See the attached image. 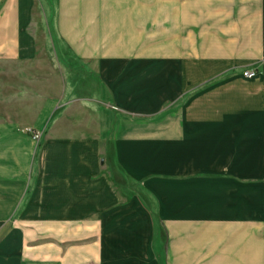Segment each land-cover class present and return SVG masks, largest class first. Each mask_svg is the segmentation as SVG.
<instances>
[{
	"label": "crops",
	"instance_id": "1",
	"mask_svg": "<svg viewBox=\"0 0 264 264\" xmlns=\"http://www.w3.org/2000/svg\"><path fill=\"white\" fill-rule=\"evenodd\" d=\"M48 1L0 0V66L53 52L96 74L50 70L48 94L0 118V229L24 225L0 264H23L30 225L84 222L101 264H264V0ZM117 177L139 198L118 206Z\"/></svg>",
	"mask_w": 264,
	"mask_h": 264
},
{
	"label": "rangeland",
	"instance_id": "2",
	"mask_svg": "<svg viewBox=\"0 0 264 264\" xmlns=\"http://www.w3.org/2000/svg\"><path fill=\"white\" fill-rule=\"evenodd\" d=\"M52 3V0L48 1V5ZM43 4L47 5L45 1H43ZM54 37L56 41L55 45L58 44L59 46L60 43L58 39L56 36ZM58 46H56L57 53L58 56H61L62 52L64 53L66 49L61 46V52V50L58 49ZM203 49L205 50L204 47ZM144 50L145 52L151 53L150 50L156 51L157 49L152 48ZM179 50L181 51L182 58L188 59L189 57H193L189 55V52L192 54L193 49L188 46V42H186L185 47H181ZM211 50L213 49L209 48L208 51ZM39 54L42 55L44 52L38 50V55ZM69 56L72 57V54L69 53ZM55 57L56 54L52 52L53 63H13L8 66H0V118L6 117L7 115L19 117L18 114L22 113L24 108L28 107L29 104L37 102L40 98H43L44 95L48 94L51 90V86L49 85L51 83L49 79L50 70L54 75L52 77H64L63 82L67 80L73 82L79 77L80 74H78L75 69L77 66L79 69L84 68L86 76L96 74V65L89 66L82 65L81 63H77V65L60 64L57 61V63L55 62ZM72 59L74 60L73 57ZM204 66V64L196 65L197 68ZM209 66L211 65L209 64ZM247 69L255 68L252 67ZM182 70L183 73L193 72L194 65L182 63L181 71ZM59 83H62L61 79L59 80ZM60 87H62V85H60ZM30 129L32 128L27 127L18 130L28 133ZM116 191L118 197L117 205L123 206L130 203L133 198H139L138 195H141L140 192H142V188L135 182L129 183L126 180L117 177ZM145 193L146 192H144V194ZM14 226L24 225H18L12 222L6 223L4 228L0 229V243ZM27 226L28 225H25V227ZM30 226H33L32 232L30 229L27 233L23 234V237L26 238V241L28 240L29 243H27L28 247H24L25 252L20 255L19 259L21 260V263H42L46 258H51V261L54 262V264H101L100 258L93 252L94 246L100 242L102 236L103 228L101 225L96 223L93 224L91 222L73 225L69 224L68 233L66 231L67 228L61 230L58 225V227L53 226V233L51 235L49 233L50 231H46V233L44 232L43 226ZM44 247H46V249H44ZM45 253H48L46 258Z\"/></svg>",
	"mask_w": 264,
	"mask_h": 264
},
{
	"label": "built area",
	"instance_id": "3",
	"mask_svg": "<svg viewBox=\"0 0 264 264\" xmlns=\"http://www.w3.org/2000/svg\"><path fill=\"white\" fill-rule=\"evenodd\" d=\"M243 75L246 78H254L257 75L256 69H246L243 71ZM30 135L33 137L34 140L38 141L41 139V131L38 129H30L29 132Z\"/></svg>",
	"mask_w": 264,
	"mask_h": 264
}]
</instances>
